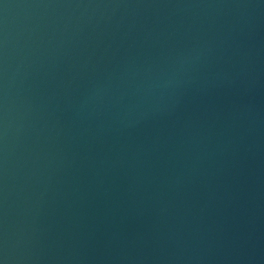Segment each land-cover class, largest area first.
I'll use <instances>...</instances> for the list:
<instances>
[{"label":"water","instance_id":"water-1","mask_svg":"<svg viewBox=\"0 0 264 264\" xmlns=\"http://www.w3.org/2000/svg\"><path fill=\"white\" fill-rule=\"evenodd\" d=\"M2 264H264V0H0Z\"/></svg>","mask_w":264,"mask_h":264},{"label":"snow or ice","instance_id":"snow-or-ice-1","mask_svg":"<svg viewBox=\"0 0 264 264\" xmlns=\"http://www.w3.org/2000/svg\"><path fill=\"white\" fill-rule=\"evenodd\" d=\"M0 264H2V261H0Z\"/></svg>","mask_w":264,"mask_h":264}]
</instances>
